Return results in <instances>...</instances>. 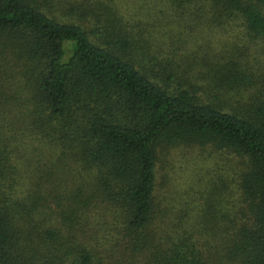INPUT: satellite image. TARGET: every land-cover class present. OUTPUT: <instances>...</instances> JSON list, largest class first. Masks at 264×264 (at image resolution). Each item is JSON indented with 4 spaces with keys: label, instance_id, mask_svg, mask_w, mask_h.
I'll return each instance as SVG.
<instances>
[{
    "label": "trees",
    "instance_id": "trees-1",
    "mask_svg": "<svg viewBox=\"0 0 264 264\" xmlns=\"http://www.w3.org/2000/svg\"><path fill=\"white\" fill-rule=\"evenodd\" d=\"M88 1L0 0V264H264V0H168L242 31L206 77L147 52L118 2ZM183 145L234 160L238 201L215 203L214 181L197 218L206 252L152 239L159 154Z\"/></svg>",
    "mask_w": 264,
    "mask_h": 264
},
{
    "label": "rangeland",
    "instance_id": "rangeland-1",
    "mask_svg": "<svg viewBox=\"0 0 264 264\" xmlns=\"http://www.w3.org/2000/svg\"><path fill=\"white\" fill-rule=\"evenodd\" d=\"M112 2L113 8L118 2L121 10L128 14L125 20L132 24L135 23L133 24L135 32L131 33L138 41H141V37L146 35L147 42L142 43L147 52H154L165 63L179 61L185 64L190 71L198 72L202 77L210 74L212 68L210 65H206L203 60H217V51L227 45L226 40L234 41L237 34L242 32L234 23L223 27H208L205 23L196 24L190 18L189 11L179 12V15H175L168 5V0H112ZM74 5L78 10H81L84 7L89 8L88 6L91 4L88 0H74ZM159 17L165 21L169 17L170 21L174 20L172 26L183 31L178 34L175 30L159 28L153 24V21H159ZM132 24L129 25V28ZM131 30L132 28H130ZM239 36L242 35L239 34ZM183 38H187V41L185 42ZM206 41L210 44L209 49L204 45ZM228 49H232V47L228 46ZM4 132L10 139L7 125ZM19 137L25 139L27 152H35L28 137H24V135H19ZM232 158V155L221 154L211 146L204 148L183 145L162 150L158 159L157 181V213L160 226L153 230L152 239L155 244H162L160 242H165L166 238H170V236L178 239L187 232V238L190 240L192 237L196 240L193 242L206 252L205 243L209 242L208 235L197 223V218L204 204L207 203L208 192L214 181L221 186L226 185L222 198L215 199V203L222 202L225 210H231L233 204L238 201L236 173ZM221 176L225 181H222ZM188 215L190 216L187 217ZM98 217L91 219L92 223H88V225L90 224V227L98 231L96 240H99L100 247L104 249L113 243V241H104L103 237L106 230L111 228L106 229V225L97 221ZM177 220L180 222V227L170 232L173 227L172 223ZM122 249L125 250L124 245ZM204 252H202L203 255H205ZM124 255L125 257L129 256L126 253ZM119 257L121 259V256Z\"/></svg>",
    "mask_w": 264,
    "mask_h": 264
}]
</instances>
